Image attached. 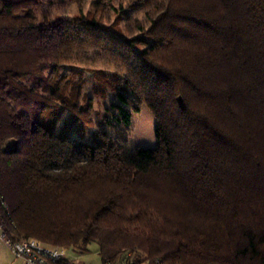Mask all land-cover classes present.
Returning a JSON list of instances; mask_svg holds the SVG:
<instances>
[{
    "label": "trees",
    "instance_id": "obj_1",
    "mask_svg": "<svg viewBox=\"0 0 264 264\" xmlns=\"http://www.w3.org/2000/svg\"><path fill=\"white\" fill-rule=\"evenodd\" d=\"M87 1L0 0L3 233L97 242L103 264H264V0ZM80 66L125 81L92 142ZM144 105L158 143L132 147Z\"/></svg>",
    "mask_w": 264,
    "mask_h": 264
},
{
    "label": "rangeland",
    "instance_id": "obj_2",
    "mask_svg": "<svg viewBox=\"0 0 264 264\" xmlns=\"http://www.w3.org/2000/svg\"><path fill=\"white\" fill-rule=\"evenodd\" d=\"M92 8L89 0L85 2L84 9L89 11ZM60 15L72 17L79 13V7L77 4H72L68 7H63L58 10ZM146 21L145 12L140 10L131 11L130 18H123L119 20V26L126 28L127 25H131L132 28H136L135 20ZM116 21V14H113L111 19L107 21L108 25H112ZM70 69V67H69ZM73 76L83 78L84 92L91 96L94 100V113L93 122L94 125L87 128L85 136H81L76 133V136L82 139L92 142V133L99 126V120H101L105 113L106 107L115 100V92L123 86L125 83L124 78L121 75L116 74L114 70H107L106 74L108 82L106 85L99 83L98 75L95 71L96 68L89 66H80ZM99 83V84H98ZM105 84V83H104ZM100 87H106L105 92L99 90ZM98 87V88H97ZM132 131L128 136V144L132 147H155L158 143L156 134V119L147 105H144L139 112H134L132 116ZM3 230L0 226V264H28L24 259L16 257L11 251L10 247L4 239L1 238ZM100 247L97 242H92L89 245V250L81 252L74 248H68L67 259L69 264H103V259L99 253Z\"/></svg>",
    "mask_w": 264,
    "mask_h": 264
},
{
    "label": "built area",
    "instance_id": "obj_3",
    "mask_svg": "<svg viewBox=\"0 0 264 264\" xmlns=\"http://www.w3.org/2000/svg\"><path fill=\"white\" fill-rule=\"evenodd\" d=\"M1 238L6 241L13 254L24 259L28 264H62L67 260L68 248L65 246H52L36 237L19 241L10 240L4 233ZM117 264H147L136 260H123ZM158 264H165L159 262Z\"/></svg>",
    "mask_w": 264,
    "mask_h": 264
}]
</instances>
